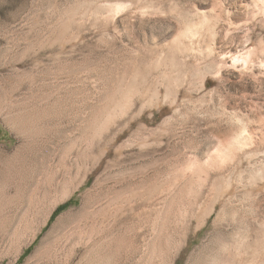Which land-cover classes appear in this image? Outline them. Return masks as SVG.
Masks as SVG:
<instances>
[{"label": "rangeland", "instance_id": "374dc122", "mask_svg": "<svg viewBox=\"0 0 264 264\" xmlns=\"http://www.w3.org/2000/svg\"><path fill=\"white\" fill-rule=\"evenodd\" d=\"M263 183L264 0H0V264H264Z\"/></svg>", "mask_w": 264, "mask_h": 264}, {"label": "bare ground", "instance_id": "6f19581e", "mask_svg": "<svg viewBox=\"0 0 264 264\" xmlns=\"http://www.w3.org/2000/svg\"><path fill=\"white\" fill-rule=\"evenodd\" d=\"M259 12V11H258ZM194 24V23H193ZM201 24V23H200ZM204 24V23H203ZM206 24V23H205ZM189 25V24H188ZM196 25V24H195ZM207 25V24H206ZM194 27V26H193ZM207 28H209L210 26H206ZM200 31V30H199ZM197 27L195 28H191V29H186V31L184 32H180V34L182 35V38H185L187 36L191 37V35L197 33ZM201 33V32H200ZM180 35V36H181ZM199 35V33H198ZM185 36V37H184ZM188 38V37H187ZM258 52V51H257ZM230 140V139H229ZM228 140V145H227V149L226 152H224L226 155H233L236 154L237 151L242 150L243 148H245L247 145L249 146L250 142H251V136L249 134L247 135H237L235 136L233 139L230 140L229 142ZM253 140V139H252ZM227 144V143H225ZM253 144V143H252ZM225 146V145H224ZM223 146V147H224ZM251 146V145H250ZM248 148V147H246ZM224 149V148H223ZM250 149V148H249ZM224 150V151H225ZM223 152V150H221ZM243 152V151H242ZM222 153V154H224ZM220 155V154H219ZM224 156V155H223ZM237 156V155H236ZM222 158V157H221ZM264 184V183H263Z\"/></svg>", "mask_w": 264, "mask_h": 264}, {"label": "trees", "instance_id": "16d2710c", "mask_svg": "<svg viewBox=\"0 0 264 264\" xmlns=\"http://www.w3.org/2000/svg\"><path fill=\"white\" fill-rule=\"evenodd\" d=\"M72 202V200L70 199V200H68V201H66V202H64V203H62V204H60L59 206H57L56 208H55V210L53 211V213H52V215H51V217H50V220H49V222L59 213V211H61L62 209H64V208H66L67 206H69L70 205V203ZM49 224V223H48ZM47 224V225H48ZM29 249L30 248H27V250H25V252H24V254L21 256V258L26 254V253H28V251H29Z\"/></svg>", "mask_w": 264, "mask_h": 264}]
</instances>
